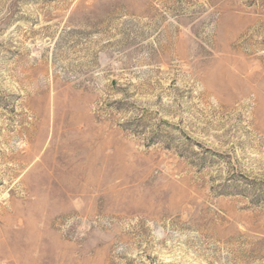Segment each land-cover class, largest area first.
Listing matches in <instances>:
<instances>
[{
	"label": "rangeland",
	"instance_id": "rangeland-1",
	"mask_svg": "<svg viewBox=\"0 0 264 264\" xmlns=\"http://www.w3.org/2000/svg\"><path fill=\"white\" fill-rule=\"evenodd\" d=\"M0 264H264V0H0Z\"/></svg>",
	"mask_w": 264,
	"mask_h": 264
}]
</instances>
